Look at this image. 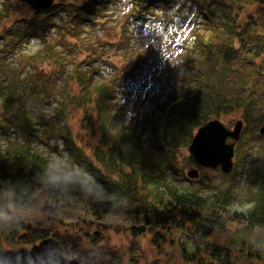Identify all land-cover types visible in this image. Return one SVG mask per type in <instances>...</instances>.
I'll return each instance as SVG.
<instances>
[{
  "label": "trees",
  "instance_id": "1",
  "mask_svg": "<svg viewBox=\"0 0 264 264\" xmlns=\"http://www.w3.org/2000/svg\"><path fill=\"white\" fill-rule=\"evenodd\" d=\"M117 1L56 0L49 9L33 11L20 0H0V137H5L0 142V259L5 242L33 245L51 236L42 225L29 228L21 219H8L10 206L18 211L64 197L97 220L130 208L137 218L129 228L133 236L153 233L158 241L165 231L187 235L192 251L187 245L182 250L188 262L235 264L233 250L209 237L214 216L237 198L236 174L245 172L252 185L248 220L264 226L263 143L247 141L243 134L233 172L207 190L187 177L188 187L164 194L158 203L148 190L169 191L167 171L208 121L236 113L245 122L243 133L264 125V10L259 18L243 17L249 6L264 0H129L110 28L107 10ZM190 15L179 50L158 72L171 82L165 94L145 98L147 109L140 99L118 98L136 72L158 63L157 46L138 37L133 27L151 26L164 35ZM95 29L106 32L98 35ZM33 39L39 41L37 48L20 53ZM128 56V70H118L114 78L100 74V62L117 67L112 58ZM53 101L54 126L69 151L55 174L34 143L37 122L50 123L42 108ZM73 108L82 111L92 142L73 135ZM127 112V121L115 130L114 120ZM58 237V251L71 255L69 244Z\"/></svg>",
  "mask_w": 264,
  "mask_h": 264
},
{
  "label": "rangeland",
  "instance_id": "2",
  "mask_svg": "<svg viewBox=\"0 0 264 264\" xmlns=\"http://www.w3.org/2000/svg\"><path fill=\"white\" fill-rule=\"evenodd\" d=\"M128 5L129 0H118L116 5L108 8L107 14L112 19L109 24L110 28H113L116 21L127 11ZM260 9L264 10V2L249 6L243 12V17L246 18L248 14H252L259 18ZM189 20H191V15L187 17L184 23L178 22L174 29L169 30V33L164 35L161 34L160 30L151 26L142 27L138 25L133 27V31L138 37L143 40L145 38L151 45L157 46L158 50L154 56L158 63L154 62L149 71L136 72V80L130 86L124 85L122 88L118 86L121 89L118 92V98L130 103H134L135 99H140L143 107L147 109L150 106L148 102H143L145 98L165 94L171 82L166 77L158 75V72L162 69L163 62L179 50V38L181 32L188 28L189 23L186 22H189ZM95 31L98 35L106 32L96 29ZM160 35L162 39H160ZM38 44L39 41L33 39L27 48L21 49L19 52L26 51L31 53V50L36 49ZM17 58V61H19V55ZM112 59L117 67H114L111 62L99 63L101 67L100 74L104 77L114 78L118 70L121 69L124 72L132 66V60L129 59V56L126 58L118 57L117 59L113 57ZM39 67L41 68V66ZM55 104L56 102L53 101L50 107L42 108L50 123L45 122L46 119L39 120L36 124V137L34 139V143L44 152L54 174L55 170H61L65 165L69 155L65 141L63 142L62 137L56 131V126H54L56 119L53 116L52 106ZM262 111H264V108ZM72 113L70 114V127L73 135L85 144L88 141L92 142L95 140L92 135L93 132L85 127L84 122L82 123V111L73 108ZM128 115L129 113L127 112L123 118L114 120L113 128L119 130L122 124L127 121ZM238 119H240L239 115L232 113L221 120L231 128ZM2 122L4 123V121ZM261 126L259 125L255 129L250 128L244 133L247 141L252 138L253 141L264 144V134L260 138L256 137ZM143 131V135L147 137L149 135L148 130ZM4 140L5 137L2 134L0 142L3 143ZM242 152H245V147ZM236 159H234L235 162L237 161ZM251 162L252 157H248L246 165H251ZM195 167H197L195 162L188 150L185 149L180 154L176 167L167 171V180L170 185L169 191L164 193L161 189L154 187L149 188L148 195L154 202L158 203L160 197L164 196V194L167 196L170 191L183 190V188L190 185V182L185 178L186 172ZM198 169L200 170V178L194 185L207 190L210 184L222 181L223 173L219 168L214 170ZM89 179L92 180L91 177ZM234 180L235 186L240 188L239 191L235 192L237 198L230 200L226 210H221L214 216L215 225L209 240L231 248L235 264H264V255L262 253L264 250V226L251 225L248 220L251 206L246 202H248L249 189L252 187L251 180L246 172L244 174H236V179ZM9 209L11 213L6 214L8 219H21L29 228L42 225L50 231L51 236L47 238H56L57 240V236H59L60 240L67 242L69 244L68 250H73L74 252L69 256L60 254L80 261L81 264H195L188 262L183 257L182 245H187V249L192 251L190 244H187L189 239L185 234L178 231L170 233L167 231L162 233L160 231L163 234V239L161 238L158 241L154 239L153 233L133 236L129 228L137 224V218L131 213L132 210H129L130 208L118 209L102 220L95 219L87 213L84 206L77 205L72 200L64 197H60L58 201L50 200L34 206V208H25L17 211L10 206ZM205 216L207 219L211 217L209 214H205ZM201 223L207 224L209 222L203 219ZM33 245H10L5 242L1 247V253L3 256L6 250H18L22 247L31 248Z\"/></svg>",
  "mask_w": 264,
  "mask_h": 264
},
{
  "label": "water",
  "instance_id": "3",
  "mask_svg": "<svg viewBox=\"0 0 264 264\" xmlns=\"http://www.w3.org/2000/svg\"><path fill=\"white\" fill-rule=\"evenodd\" d=\"M32 6L34 10L46 9L54 0H21ZM243 122L239 120L233 129H228L220 120H212L199 128L188 148L195 163L204 168L221 167L224 174L233 169L234 150L240 139ZM264 133V127L260 129ZM232 140L231 143L227 139ZM190 179L199 177V171L193 169L188 173ZM59 242L47 238L31 248L6 250L0 262L3 264H79V261L64 257L56 251Z\"/></svg>",
  "mask_w": 264,
  "mask_h": 264
},
{
  "label": "snow or ice",
  "instance_id": "4",
  "mask_svg": "<svg viewBox=\"0 0 264 264\" xmlns=\"http://www.w3.org/2000/svg\"><path fill=\"white\" fill-rule=\"evenodd\" d=\"M0 264H3V262H0Z\"/></svg>",
  "mask_w": 264,
  "mask_h": 264
}]
</instances>
